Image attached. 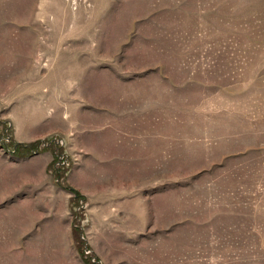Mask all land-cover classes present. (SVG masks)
Segmentation results:
<instances>
[{
  "label": "rangeland",
  "instance_id": "374dc122",
  "mask_svg": "<svg viewBox=\"0 0 264 264\" xmlns=\"http://www.w3.org/2000/svg\"><path fill=\"white\" fill-rule=\"evenodd\" d=\"M0 264H264V0H0Z\"/></svg>",
  "mask_w": 264,
  "mask_h": 264
},
{
  "label": "trees",
  "instance_id": "16d2710c",
  "mask_svg": "<svg viewBox=\"0 0 264 264\" xmlns=\"http://www.w3.org/2000/svg\"><path fill=\"white\" fill-rule=\"evenodd\" d=\"M18 148H19V151H20L19 153H21V152L23 153V151H26V152H27V150H23L21 147H18ZM56 159H57V157H56ZM77 197H78V199H80L79 196H77ZM89 261H90V260L88 259V262H89Z\"/></svg>",
  "mask_w": 264,
  "mask_h": 264
}]
</instances>
